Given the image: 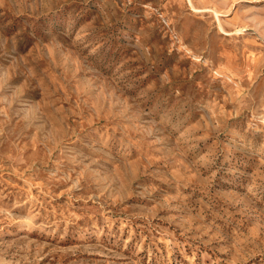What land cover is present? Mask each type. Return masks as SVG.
Instances as JSON below:
<instances>
[{"label": "rangeland", "instance_id": "374dc122", "mask_svg": "<svg viewBox=\"0 0 264 264\" xmlns=\"http://www.w3.org/2000/svg\"><path fill=\"white\" fill-rule=\"evenodd\" d=\"M0 264H264V0H0Z\"/></svg>", "mask_w": 264, "mask_h": 264}, {"label": "bare ground", "instance_id": "6f19581e", "mask_svg": "<svg viewBox=\"0 0 264 264\" xmlns=\"http://www.w3.org/2000/svg\"><path fill=\"white\" fill-rule=\"evenodd\" d=\"M22 223L21 224H19V231H23V230H25L26 229V220H25V218L24 219H22V221H21ZM21 226V227H20Z\"/></svg>", "mask_w": 264, "mask_h": 264}]
</instances>
